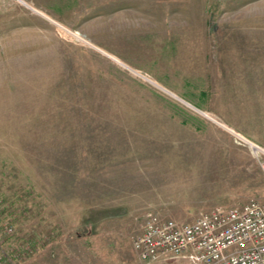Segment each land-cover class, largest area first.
I'll use <instances>...</instances> for the list:
<instances>
[{
    "label": "rangeland",
    "instance_id": "1",
    "mask_svg": "<svg viewBox=\"0 0 264 264\" xmlns=\"http://www.w3.org/2000/svg\"><path fill=\"white\" fill-rule=\"evenodd\" d=\"M251 143L264 0H0V264H197L134 238L264 204Z\"/></svg>",
    "mask_w": 264,
    "mask_h": 264
},
{
    "label": "built area",
    "instance_id": "2",
    "mask_svg": "<svg viewBox=\"0 0 264 264\" xmlns=\"http://www.w3.org/2000/svg\"><path fill=\"white\" fill-rule=\"evenodd\" d=\"M133 245L148 261L190 254L197 264H264V204L218 207L192 222L149 213Z\"/></svg>",
    "mask_w": 264,
    "mask_h": 264
},
{
    "label": "bare ground",
    "instance_id": "3",
    "mask_svg": "<svg viewBox=\"0 0 264 264\" xmlns=\"http://www.w3.org/2000/svg\"><path fill=\"white\" fill-rule=\"evenodd\" d=\"M251 145H252V147H253V149L255 150V151H259V150H261V151H263L264 152V150L262 149V148H260L259 146H257V145H255L254 143H251ZM245 205V204H244ZM213 211V210H212ZM211 212V211H210ZM207 213H209V212H207ZM168 256V255H167ZM164 257H166V256H164ZM163 257V258H164ZM142 259V258H141ZM142 260H144V259H142ZM148 261V260H147Z\"/></svg>",
    "mask_w": 264,
    "mask_h": 264
},
{
    "label": "crops",
    "instance_id": "4",
    "mask_svg": "<svg viewBox=\"0 0 264 264\" xmlns=\"http://www.w3.org/2000/svg\"><path fill=\"white\" fill-rule=\"evenodd\" d=\"M91 234H86V235H82V236H90Z\"/></svg>",
    "mask_w": 264,
    "mask_h": 264
},
{
    "label": "trees",
    "instance_id": "5",
    "mask_svg": "<svg viewBox=\"0 0 264 264\" xmlns=\"http://www.w3.org/2000/svg\"><path fill=\"white\" fill-rule=\"evenodd\" d=\"M87 234H91V233H87ZM12 264H14V262H12Z\"/></svg>",
    "mask_w": 264,
    "mask_h": 264
}]
</instances>
